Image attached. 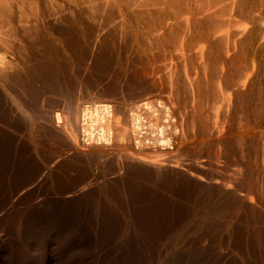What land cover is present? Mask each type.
Wrapping results in <instances>:
<instances>
[{
  "label": "rangeland",
  "instance_id": "rangeland-1",
  "mask_svg": "<svg viewBox=\"0 0 264 264\" xmlns=\"http://www.w3.org/2000/svg\"><path fill=\"white\" fill-rule=\"evenodd\" d=\"M6 1L7 0H0V3L3 2L2 5H0L3 8H0L4 9V11L7 10L8 8L5 9V7L6 5L8 7V3L10 2L9 6L11 5V3L13 4L11 5V7L13 6L14 8H12L14 10L13 13L15 12V10L16 12L15 17L14 14L12 15V12H7L9 13V15L6 12H3L5 13V15H8V18L7 16H5V20L6 18L10 19L13 16L12 19L14 20V24L15 22H17L16 18L20 17L21 14L25 13L29 20L32 19V23L30 24L35 27H38L39 31H41L42 35L46 38V40H51L52 36L55 35L57 37L60 36L59 33L56 34L51 32V27L53 26V23L54 25H56L55 27L53 26L54 28L58 27L56 29L67 30V34L64 35L66 43L69 44V41L71 44H73V42H77L79 44L82 43V48H80L79 51H75L73 49L72 53V49L69 50L67 47H64L63 45L61 46L63 50L62 55L64 56L63 62L65 66H67L66 70L63 71L64 75H66V79L71 80L72 82H74V84L81 83L83 85L82 86L81 84H79L78 86H76V89L74 91L76 93V96H81L79 100L80 105L84 101L83 98H85V96H88V94L91 95L90 101L94 105L96 101L95 95L102 94L104 90L102 88H104L106 84L110 82L115 81L114 83L116 85H120L121 87L126 88V86L128 85L127 83H129V81H132L134 84H139L143 82L144 78H149L152 75H157L156 78H154L153 76L152 77L154 80V91L157 89L159 93H157L158 99L164 97L165 100L168 98L173 99L172 97H176L179 92L178 95H180V97L178 96V101L174 100V102L173 100H170L173 101L172 103L175 104L174 107L176 108L177 112L181 111L180 113L181 115L184 114V117L187 114L185 118L182 116L184 121V123H182V126L184 127L185 124L186 130H189V128H191L189 131H186V133H188L187 135L189 136V138H187L186 135V139L184 141V143H186V146L184 145L185 152H188L189 149L191 150V148H193L195 156L199 157L201 155V159H206V157L209 158V153H212L214 151L215 153H217V162H220L222 166L224 165V162L226 164V162H228L229 160H231V164L235 166V160L237 159H239L241 162H244V164L247 163L248 165H246L247 169L244 168L241 174L245 176L244 185H246L244 186V196L241 197V201L243 202L241 209L239 211L234 212L231 209V212L229 211V213L227 214L228 217L226 216L223 218L224 221L217 219V221L214 222L217 224V226L215 224V227L211 229L210 234L204 237L200 236L202 232L200 226V219L198 218V216H194L192 214L188 215L186 218L178 217L177 223L168 221L167 219L166 222L159 221L158 224L149 222L147 226L148 229H146L145 231L139 230L134 228V225L135 223H137L138 220L141 221L142 217L140 216V213L136 210L141 209V207L149 206V200L145 199V202H142L141 206L137 207L133 203L125 201L127 200V196H125L127 194L124 195L123 193V191H126L125 189L120 190V196L122 198L124 197L125 200H118L114 196V194L116 193L110 195L109 190L101 188V177H118L120 176L119 171L113 169V167L112 169H110L111 167L108 168L103 162H96L93 164L88 159L84 158L86 156H82L85 160V163H83V171L91 177V182L89 184H85L79 179L80 177H78L77 173L80 172V170L76 169L75 166H71V164H69L67 167L63 166L62 163V161L71 160L73 155L81 156L82 154H85L90 160L96 159L97 161H102L98 158L101 159L102 157H104L106 164H108V160H110V158H120L124 160L130 159L133 155L132 150L130 148H122V150L116 149L114 143L115 140H113L114 137L112 136H110V138L107 137L108 144L111 145H106L104 148L101 146L91 147V144L90 147H88V144L81 143V149H79L80 146L76 144V137L63 133L60 128L55 125H52L44 119L36 118L30 111L26 109H20L18 106H16V102L12 100L11 97L8 95L9 97H5L2 104L0 105V118L4 120L0 121V126H2L6 130V135H4V137L0 139V193L6 205V208L2 209L4 214L0 220V264H115L118 260L121 259V257H123L125 254H127V252H129L130 241L133 240V238L136 237V235L138 234H145V244L147 243L146 256L148 260H146L145 257V259L142 260L141 264H264V232H262V229L264 227V218H262V220L259 219V217H256L255 215L256 211L264 212V118H255L254 115L250 113L249 107L246 106L247 101L245 98L246 94H248V97L251 96L253 99H255L260 90H263L264 92V0H228L231 3H229L227 0H223L224 3L221 2V4L219 1V4L221 6H223L222 4H224V6L227 7H225V9L223 8L225 11L221 10L222 7L214 8L215 10H213L209 5L211 3H208V1L202 5L211 8V10H213L211 12L217 11L216 9L221 10V12L218 10V12L221 13L220 16L218 15V12H216V14L213 13L211 16L213 19L212 22L214 24V27L217 25L215 27V30H218L219 35L217 34L218 36L216 35L215 39L217 41V44L219 45V48L215 49L214 45L212 47L207 45L208 51L207 57L205 59L206 63L209 66L211 65V67L204 69L205 72L203 71L204 66L201 65V59L196 56L197 52H195L198 50V46H201L203 44H201V36L199 34L202 32H206L207 28H204V26L202 28L200 27V31L202 32L195 34L193 37H191L192 39H190L189 37L185 38V46L193 47L192 49L190 48L192 51L187 52L182 57L183 52L180 49V53L182 54L179 53L178 49L180 47L177 48L172 40V45L169 44L170 46H166L167 50L164 46V48L162 47L163 49H161V45L158 44H153L152 47L151 43L149 45L144 43L143 47L142 44L139 45L137 42L132 43L135 38L134 37L132 39L133 36L131 34L132 26L135 22V17L133 15H135L136 5L134 2L128 3L126 0H23L24 3L22 4L21 0H14L15 2L8 0V3H6ZM191 1L187 0V3H191L190 6L194 5L192 7L198 8V6L202 4L203 0H194L193 3ZM198 1H200L201 4H199L200 2ZM217 1L214 0L212 5L216 4ZM209 2L212 1L209 0ZM14 3L16 4V6H14ZM96 3L101 6L99 7ZM130 3L132 6L130 5ZM19 4L21 5L20 8L22 7V11L24 12L20 11L21 9L17 8ZM219 4L217 3L214 6L216 7ZM93 5L94 7H92ZM90 7H92V9ZM16 8L19 9L20 12ZM89 8L91 10H88ZM12 9L10 11H12ZM226 9H228L229 12ZM112 10L114 12H112ZM93 11L94 13L98 14V16H95L96 14L94 15ZM98 11L100 12L98 13ZM3 13L1 11L0 15ZM128 13H130V16ZM114 14L116 15L114 16ZM117 15L120 17H118ZM2 16H4V14ZM22 16L21 17L23 21L20 17L21 22H18L19 24L24 23V15ZM1 19L3 20V17H1ZM1 19L0 21H2ZM121 19L122 21H124L122 22ZM5 20H3L2 23L0 22V25L2 24L3 26L5 24L4 22L7 21ZM142 20L143 19H141V21ZM9 21H11V19ZM106 21H108L110 24H108V22L106 23ZM111 21L113 24L111 23ZM10 23H12V21ZM10 23L9 25L11 26V31L15 26L16 29H14H18L16 32L13 30V34H17L19 40L16 37H13V42H7V40L9 41L13 36L12 34L11 37L9 36L10 39H7L8 34L11 35V31H9L10 28L7 21L6 26H8L7 28L9 29L8 31L10 33L7 31V28H3L5 27L4 25L3 27H1L4 30L0 29V35L6 30L3 39H7V44L10 43L14 45L9 44L11 46L10 47L9 45L4 44L6 42H2L3 39L1 37L3 36L0 37V42L3 44H0V68L5 70V66H7L8 63L10 64V71L8 70V68L5 70V73H3L4 71L1 72L0 70V74H6L9 71L10 73H8L11 75V72L15 71L11 75L12 77H9V79L11 80H8L12 81L10 82V84L12 85L14 83L13 77L14 73H16L17 71L16 69H18L19 71L17 73H20V71L22 73V71L24 70V45L22 44H25L26 41L22 42L20 40V37L22 35L21 39L24 41L23 24L19 27L18 23H15L14 25ZM87 23L89 24L87 25ZM209 24L211 25L210 22ZM219 24L220 27H222L221 29H218ZM113 25L114 27H116L115 29ZM128 25H130V27ZM141 26L143 29L145 28L144 22H142ZM123 27L126 31H123ZM72 29L73 31H71ZM19 30H23L22 33L18 34L20 32ZM76 30L83 31L80 33V31L77 32ZM223 30L226 32V35L224 34L225 32ZM219 31H221L223 35H221ZM76 34L79 36V38ZM82 36L86 37L83 38ZM15 39H17L19 43ZM127 39L128 42H126ZM82 40L83 42H81ZM86 41L88 42V44H86ZM229 42H232L231 45ZM19 44L22 47L17 46ZM89 44L90 46H88ZM126 44H132L130 46L132 47V49ZM148 46L150 48H148ZM9 47L13 51H16L17 48L19 50L20 48L19 52H17L19 54L21 53L22 55L18 56L17 58V56L13 55ZM119 47L121 49H118ZM137 47L140 50H136L135 48ZM94 48L97 50L94 51ZM105 48L107 49L105 50ZM126 48L127 50L131 49L130 52L127 51ZM151 48L154 49L152 50ZM157 48L159 49V51L157 50ZM122 49L123 51H127V53L129 52V55L126 52H124V54H122L123 52H119ZM133 49L134 52L136 51V53L138 51L137 55H135L136 53H133ZM150 49L151 51H155V53L152 52L151 54ZM87 51L89 54H91L89 55ZM101 51L105 53L103 54ZM17 52H15L14 54H16ZM78 52L80 54V57H76L79 56ZM92 52L95 54V56H100L96 58L93 55V57ZM85 53H87V55H85ZM100 53H102L103 56ZM73 54H75L74 56L76 58L73 56ZM153 54L155 57H157L156 59L153 58ZM81 56L83 57L81 58ZM101 56L105 58V62L104 60H99L102 59ZM133 56H139L140 59L136 57L133 58ZM144 56L147 58H144ZM106 57H108L109 59H107ZM80 58L83 59L84 62H82ZM149 58L150 60L153 59V61H150ZM20 59H22V61ZM97 59L100 62L103 61L104 63L102 62L101 64L99 61H97ZM106 59L110 61L108 62ZM122 60H125L126 63H124ZM183 60L187 62L184 64ZM193 60L195 62H192ZM146 61V64L141 63ZM162 61L163 65H170L169 67L165 68L168 71L170 68L172 69L175 67L173 70L175 72L174 76L177 75L176 77H170L168 71H166L161 65ZM172 61L174 64L172 63ZM204 61H202V64L204 63ZM91 62L92 65H89V63ZM18 63L20 66L22 65V67H20ZM148 63H151L150 66H147ZM158 63H160L161 67ZM9 64L7 67H9ZM84 64L86 69L84 68ZM11 65L16 69L11 68ZM106 65L109 66L112 72H103L105 75L103 73L101 75V69L105 68ZM114 65L116 66V68L114 67ZM183 65H187L185 67L188 70L185 69ZM1 66L4 67L2 68ZM90 66L92 67L90 68ZM100 66H102L101 69L98 68ZM165 66L166 65H164V67ZM192 66L197 69H201L196 71L195 68ZM111 67H113L115 70ZM141 67L142 69H144L143 67H145L146 70L144 69L145 71H143L142 69H140ZM21 68L23 69L21 70ZM191 68H194L193 71ZM214 69L217 70V79L218 82H220L221 88L217 85L218 82L214 78V73L212 72L214 71ZM85 70L90 73L87 74ZM123 70L125 71L123 72ZM138 70L139 72L142 71V73L140 74ZM152 70H154V72L155 70H157V72H155L156 75L153 73ZM84 71L86 72V74L82 75L81 73H85ZM92 71L95 72V74L91 76ZM162 71L164 74H162ZM146 72L148 73V75ZM197 72H199V75L197 74ZM193 73L194 75H192ZM77 74L80 76H77ZM106 74L111 75L108 76L110 77L108 81L105 78ZM187 74L191 75L189 76L190 78L187 76ZM69 76L71 77V79ZM192 76L194 79L191 78ZM72 77L74 81L72 80ZM90 77H92L93 80L97 77L96 82L94 80L91 83L92 79L85 80V78ZM113 77L114 79L112 80ZM142 77H144L143 80ZM169 77L172 79V82ZM196 77L199 78L195 79ZM121 78H123V81H121ZM160 78H162V80L165 79L163 81V84L162 82H160ZM229 78L230 80H232L233 83H230ZM188 80H190L191 82L192 80L195 81L192 82V85L191 82ZM196 80L201 85V89L198 92V89H196L197 86L196 84H194V82L196 83ZM224 81L229 87H232H226L223 83ZM100 82L103 83L104 86L99 87V85L101 84ZM87 83H89V86ZM167 83L169 84V86H171L170 89L169 86H165L167 85ZM172 84H174L173 86L176 90L174 89L172 91ZM184 84H186V86ZM16 85L17 84H14L13 86L16 87ZM92 86L94 87L93 89ZM189 86L191 87L190 91L192 90V93L189 91ZM18 87L19 86L17 85L16 88ZM217 87L220 88V90L223 92V95L227 98L228 107L236 111V117L234 116V118L231 119V122L226 121V124L222 123L223 120L220 118L219 122L215 114L213 112L211 113V110H213L214 106L212 105L214 104L213 102H215L216 106V94L218 93ZM90 88L92 90H90ZM97 88H99L100 91L96 90ZM161 88H163L164 90H162ZM179 88L181 90H179ZM168 89L172 92L170 93ZM187 90L191 94H189ZM193 90L194 92L196 91V94H193ZM184 91L186 92V96ZM86 92L88 93L87 95ZM93 92L96 94H92ZM205 92H208V95L204 96L206 94ZM197 93L199 94L197 95ZM167 94H171L172 97H170L171 95L168 96ZM192 94L195 97L192 96ZM122 95H124V97L126 98L124 101H127L126 103L128 104V94L126 95L122 93ZM183 96H185L184 99ZM192 97L194 98L192 99ZM207 100H211V103L210 101L207 102ZM192 101L194 103H197V105L196 103L194 104L195 107L193 106ZM177 102H180L179 107H177ZM183 108H186L187 111ZM116 109L121 108L118 106L116 107ZM190 110H192V113L189 112ZM199 111L200 113H198ZM116 112L118 111L116 110ZM4 113H6L5 118H3ZM201 113L203 116L206 117V120L210 119V129H207L205 127H199L201 125H199L198 119ZM191 114L192 117L195 115V118L190 117ZM241 116L242 120H244L243 122L241 120ZM189 117L191 120H189ZM216 119L217 121L215 123ZM193 122L196 125L195 128H192V126H194ZM241 122L244 123V127ZM219 123H222L224 125ZM218 124L220 125V127L232 124L234 128L229 129V126L226 128H222L219 131L223 135L221 136L216 133L215 128L218 126ZM186 126L188 128H186ZM213 126L216 127L213 128ZM220 127H217V129ZM240 127L241 129L238 131ZM195 131L198 133H196ZM189 132L191 134H189ZM210 133L215 135V138L220 140V142L218 140H215V138L213 140L214 136H212ZM230 133L231 136H229ZM108 134L112 135V133L110 132ZM209 134L211 135V138ZM191 135L193 138L191 137ZM204 138H206V140ZM231 139L234 141H232ZM225 140H227V142ZM229 140L234 145H232L231 142L230 145H228ZM204 143L208 145L206 146L204 145ZM213 143L215 145L214 149H216V151L213 149ZM215 143H220V146L218 144L216 145ZM191 144H194V146L192 147ZM231 146L235 149V152L232 149L233 157L231 155V157L228 158L227 153L228 149ZM208 148H211V151ZM195 149L196 151H200L196 152ZM191 151L188 152V154L184 152L180 157H182L183 159H188L189 157H191L189 156V153L193 152ZM200 152L202 153L198 155V153ZM220 153L222 154L221 157L219 155ZM140 155L143 158H146L147 160L150 159L149 155ZM233 158L237 159L233 160ZM113 161L114 160H112V162ZM140 184L152 189L151 195L156 194L161 196L167 202H169L172 207L181 208L185 210V212L191 211V201L185 198L183 195L182 197L179 196L180 193L178 191L172 190L162 185L159 188L155 180H142V183ZM178 187L179 186L177 185L176 188ZM17 197H21L23 201H18ZM74 210H77L76 216L72 215ZM185 212L183 213L185 214ZM252 213L254 216H250L252 215ZM211 216H213V214ZM240 218H242V220L238 221V219ZM106 219L111 220L113 223L115 221L117 225L113 232L114 237H112V239L107 242V245H104L103 251L100 252L99 240L102 229L100 227L102 226L103 221ZM235 224H241V226L243 225L241 229L242 234L243 237H246L247 241H250V250H245L241 246L237 245L235 242H232L233 240H229L230 235H232V237L234 238V236L238 233V230H235ZM39 249L41 250L39 251ZM48 255L52 257L49 258ZM46 258L47 260L49 258L50 262H48L49 260L47 261ZM177 258L180 260H178Z\"/></svg>",
  "mask_w": 264,
  "mask_h": 264
},
{
  "label": "bare ground",
  "instance_id": "bare-ground-1",
  "mask_svg": "<svg viewBox=\"0 0 264 264\" xmlns=\"http://www.w3.org/2000/svg\"><path fill=\"white\" fill-rule=\"evenodd\" d=\"M7 1H6V3H8ZM11 1L15 2L14 0H11ZM22 1L23 0H21V3L23 4L24 1L23 2ZM126 1L128 3L134 2L136 5L135 6L136 10L134 9L135 15H133L135 17V22L132 26V33H131L133 36L132 39L134 37L135 38H134L132 43L137 42L139 45L140 44L143 45L144 43L149 45L151 43L152 47H153V44H158V45H161L160 46L161 49H163L164 47L166 49V46L167 45L170 46L169 44H171V40H172L177 48L180 47L178 50L180 53V49H181L183 54L182 53H180V54H182V57H183L184 54L192 51L191 49L193 47V46H188V47L185 46V44H184L185 38L189 37L190 39H192L191 37H193L195 34L202 32V31H200V27L202 28L204 26V28L206 27L208 30L206 29V32H202L199 34L201 36V44L202 43L203 44L202 45L200 44L201 46H198V50L195 52H197L196 56L199 59H201V65L205 67V68L203 67V71H204V69L211 67V65L209 66L206 63L205 58L207 57L208 46L212 47L214 45L215 49L219 48V45L217 44V41L215 39L216 35L218 34V30L216 29L217 32L215 30V27L217 25L214 27V24L212 22L213 19L211 17L212 14L213 13L216 14V12H218L219 9H216L217 11H214V12H211V11L215 10L214 8H218V7H222L221 10H224L226 6H224V4H222L224 7L220 5L221 2H223V0H218V1L215 0V1H217L218 4L220 1V4H219L220 6L218 5L216 7L214 5H216L217 3L212 5L214 0H210L212 2H209V0H205V1L203 0L202 4H201V2H200L201 0H200L198 2H200L199 4H201V5H199L198 8L192 7L194 5L190 6L191 3L190 4L187 3V0H126ZM193 1H191V2L193 3ZM207 1H208V3H211L209 5L211 6V8L213 10H211V8H209L208 6H206V7H205V5L202 6ZM16 2H18V1H16ZM228 2L231 3L230 1H228ZM2 3L3 2H1L0 5H2ZM9 4H10V2L8 3V7H7V5L5 7V9L8 8L7 10L4 11V9H2L3 8L2 6H0V7H2V8H0V10L2 11V13L3 12H6V13L12 12V15L14 14V17H15L16 10L13 13L14 8H13V6L11 7V5H13V4L11 3L10 6H9ZM114 4H115V2H114ZM225 4H226V2H225ZM234 4H236V3H234ZM4 5H5V2H4ZM90 5H91V3H90ZM130 5H131V3H130ZM206 5H208V4H206ZM238 5H240V4H238ZM14 6H16L15 3H14ZM20 6L21 5L19 4V6L17 8L21 9L20 11H22L23 9H22V7L20 8ZM103 6H104V4H103ZM92 7H94V5ZM92 7H90V8L92 9ZM133 7H134V5H133ZM133 7H132V9H133ZM228 7H230V6H228ZM90 8L88 10H91ZM103 8H105V7H103ZM11 9H12V11H10ZM19 9H17V10L19 11ZM113 9H114V7H113ZM231 9H233V8H231ZM221 10H219V11L221 12ZM226 10H228V9H226ZM100 11H102V10H100ZM100 11H98V13ZM22 12H24V11H22ZM112 12H114V11L112 10ZM220 12H218L219 16L221 15ZM228 12H229V10H228ZM9 13H7V14L9 15ZM93 13H94V11H93ZM3 14H4V16H2ZM3 14L0 15V19H1V17H3V20H5V16H7V18H8V15H5V13H3ZM95 14L96 13H94V15ZM128 14L130 16V13H128ZM22 15H24V18H23L24 23L19 24L18 22H21L20 17ZM115 15L116 14H114V16ZM21 16L16 18L17 22H15V23H18L19 27L22 26V24H23V28H24L23 29L24 30V32H23L24 33V41L21 39L22 35L20 37V40L22 42L26 41L25 44L20 43V44L24 45V47H23L24 52L22 51L24 53L23 54L24 57L21 56L24 58V60H23L24 61V70H23L24 72L22 71V73H21V71H20V73H17V72H19L18 69L12 67V65H11V68H14L17 70L16 71L17 74L14 73V77H13L14 83L11 85L10 82H12V81H8V80H11V79H9V77L13 74V72H15V71H13L14 69L11 70L13 72H11L12 74L10 75L9 74L10 73L9 72L10 71V64L9 63H8L9 67H7L8 64H7V66H5L6 69L8 68V70H9L8 71L9 73L7 72L8 74L7 73L3 74V73H5L6 69L4 68L5 70H3L0 68L1 72L4 71L3 73L0 74V105L2 104L5 97L8 98L10 96L11 99L16 102V106H18L20 109H26V110L30 111L36 118L44 119L47 122L51 123L52 125H55L58 128H60L63 131V133L76 137L77 138L76 144L80 146L79 149H81V143L88 144V147H90V144H91V147H100L101 146L104 148L106 145H111V144H108L107 137L110 138V136H112V137H114L113 140H115L114 143H115L116 149L122 150V148L123 149L124 148H130L133 152L132 153L133 155L130 159L124 160V159H120V158H110V160H108V162H109L108 164H106L104 157H102L101 159L98 158L99 160H102V161H97L96 159L90 160L87 157V155H85V154H82L81 156L80 155H73L71 160L62 161L63 166L67 167L69 164H71V166H75L76 169L80 170V172L77 173L78 177H80L79 179L85 184H89L91 182L90 181L91 177L83 171V163H85V160L83 159L84 156H86V157H84L85 159H88L93 164L96 162H98V163L103 162L105 164V166H107L108 168L111 167L110 169H112V167H113V169L119 171L120 176H118V177H114V178L101 177V179H102L101 180V185H102L101 188L109 190L110 195L113 193H116V194H114V196L118 200H125L124 197L122 198L120 196V190L125 189L126 190L125 192H127V193H125L123 191L124 195L127 194V195H125V196H127V198H126L127 200H125V201L133 203L137 207L141 206L142 202H145L144 201L145 199L149 200V203H150L149 206L141 207V209L136 210L140 213V216L142 217V220L141 221L138 220L137 223H135V225H134V228L139 229V230L145 231L146 229H148L147 226H148L149 222L154 223V224H158L159 221L166 222V219H167L168 221H172L174 223H177L178 217H181V218L185 217L186 218L188 215L192 214L194 216H198V218L200 219V226L202 229L200 236L204 237V236L210 234L211 229L215 227L216 223H214V222H216L217 219L224 221L223 218L227 216V214L229 213V211L231 209L233 212L239 211L241 209L242 203H243L241 201V197L244 196V191H245L244 186H246V185H244L245 184V182H244L245 176H243L241 174H242L243 169L246 168V165H248V164L247 163L244 164V162H241L239 159L233 158V160L237 159V160H235L236 161L235 166L231 164V160L226 162V164L224 162L223 163L224 165L222 166V164L220 162H217L218 161L216 158L217 153H215L214 151L213 152L215 154L213 152L212 153L210 152L211 154L209 153V155H208L209 158L206 157V159L205 158L201 159L202 156L200 155L201 156V157L199 156L200 158L195 156L193 148H191V147H189V148H191V150L193 152L188 148L189 149L188 152L191 151L193 153V154L189 153V156H191V157H189L188 159H183L182 157H180L185 152L184 145L186 143H184V141L186 139L185 138L186 135L188 134V133H186V131H189L191 128H189V130L188 129L186 130L185 124H184V127L182 126L183 125L182 123H184V121H183V117H184L183 115L184 114L181 115V113H180L181 111L177 112L176 108L174 107L175 104L172 103L174 100H177V101L179 100L178 99V96L180 97V95H178L179 92H178L176 97L175 96L172 97L171 94H170L171 96L169 94H167L168 96L173 98V99L170 98L173 101H171L169 98L165 100L164 99L165 97L159 98V99L157 98L159 93H158L157 89L154 91V80H153V77L156 78V76H157L155 73V72H157V70H155V72H154V70H152L156 76L152 75L153 77L151 76L149 78L147 76H146L147 78L142 77V80H143V78H144V80H143V82H141L139 84H134L132 81L131 82L129 81V83H127L128 85L126 86V88L121 87L120 85H116L114 83L115 81L106 84V86L104 88H102V89H104L102 94L97 95L94 92L92 93V94H96L95 95L96 101H95L94 105L90 101L91 95H89L86 92V95L88 94V96H85V98H83L84 101L80 105L79 100H80L81 96H79V95L76 96V93L74 91L76 89V86H78L81 83L78 82L79 84H77V83L74 84V82H72L71 80L66 79V77H65L66 75H64L63 71L66 70L67 66H65V64L63 62L64 56L62 55L63 50H62L61 46L63 45L64 47H67L69 50L72 49L71 50V53H72L73 49L75 51H79V49L82 48V46H83L82 43L79 44L77 42H73V44H71L68 39L67 40L69 41V44L66 43V41L64 39V35L67 34V30L56 29L58 27L54 28L56 25H54L53 23H52V25L54 27L53 26L51 27V29H52L51 32L56 33V34L59 33L60 36L57 37L55 35V36H52L51 40H46V38L42 35L41 31H39V28L30 24V23H32V19L29 20L28 17L25 15V13L21 14ZM95 16H98V14H96ZM22 17H21V20H22ZM118 17H120V16H118ZM7 18H6V20L8 21V25L11 21H12V23H10V24H13V22H14V20L12 19L13 16H12V18L9 17L11 19V21H9L10 19H7ZM131 18H132V16H131ZM18 19H19V21H18ZM141 19H143L144 21L143 20L141 21ZM117 20H118V18H117ZM216 20H218V19H216ZM221 20H219V21H221ZM2 21H0V22L2 23ZM80 21H81V19H80ZM121 21H122V19H121ZM6 22H4L5 24L3 23L5 25V27H3L4 25L2 26V24L0 25V29H2L1 27H3L4 29H6L8 27V26H6ZM107 22L108 21H106V23ZM142 22H144V24H145V28H144L145 30L141 26ZM209 22L211 23L212 26L209 24ZM111 23H112V21H111ZM88 24L89 23H87V25ZM108 24H110V23L108 22ZM128 26L130 27V25H128ZM218 26L220 27V24ZM113 27H114V25H113ZM219 27H218V29L222 28V27H220V28ZM9 28H10V30L7 28V31L8 30L11 31L10 25H9ZM14 28L16 29V26L13 27L11 33L8 31L11 35L8 34L7 39H10V37L13 34V30L15 32L18 30V29L15 30ZM115 28L116 27H114V29ZM117 28H119V27H117ZM209 28H212V29H209ZM4 29H2V30H4ZM66 29H69V28H66ZM126 29H127V27H126ZM95 30H96V27H95ZM19 31H18L19 33L17 32L18 34L22 33L21 30H19ZM71 31H73V29ZM78 31H80V30H78ZM82 31L83 30H81L80 33ZM123 31H126L125 28ZM5 32H6V30L4 31V33ZM219 32L221 33V31H219ZM4 33L2 32L0 35V37L3 36V37H1L2 39L4 38V35H5ZM7 33H6V35H7ZM14 34L9 41L5 38L2 40V42L4 43V42H6V40H7V42H10V41H12L13 37L14 38L16 37L19 40L18 35L15 34V36H14ZM224 34L226 35V32ZM221 35H223V34L221 33ZM88 36H89V34H88ZM85 37H83V38H85ZM78 38H79V36H78ZM17 39H15V40H17ZM115 39H117V38H115ZM224 39H226V38H224ZM18 40H17V42H18ZM83 40L81 42H83ZM231 41H232V39H231ZM7 42L4 44H7ZM126 42H128V39ZM229 43L231 45L232 42H229ZM0 44H2V43L0 42ZM9 44H7V45H9ZM15 44H17V43H15ZM20 44L17 46H20ZM86 44H88L87 41H86ZM7 45H6V47H7ZM10 45H14V44H10ZM131 45H127V46L130 47ZM88 46H90V44ZM20 47H22V46H20ZM84 47H86V46H84ZM143 47H144V45H143ZM121 48H122V46H121ZM121 48L119 47L118 49H121ZM130 48L132 49V47H130ZM148 48H150V47L148 46ZM158 48H157V50L159 51ZM106 49L107 48H105V50ZM135 49L140 50L138 47ZM151 49H150V51H151ZM10 50L12 51L13 55L17 56V58H18V56L22 55L21 53L20 54L18 53L20 48H19V50L17 48L16 51H13L11 48H10ZM96 50L97 49H95L94 51H96ZM126 50H127V48H126ZM130 50H127V51L130 52ZM88 51H87V53H88ZM90 51H92V50H90ZM127 51H123V49H122L119 52H123L122 54H124V52L127 53ZM147 51H149V50H147ZM15 52H17L16 53L17 55L14 54ZM115 52H116V49H115ZM152 52L155 53V51H151V54H152ZM82 53H83V51H82ZM87 53H85V55H87ZM102 53L104 54L105 52H102ZM102 53H100V54H102ZM126 53H125V55H126ZM133 53L134 54L136 53V51L134 52V49H133ZM137 53H138V51H137ZM137 53L135 55H137ZM156 53H157V51H156ZM103 54H102V56H103ZM74 55L75 54H73V56ZM78 55L79 56H76V57H80L79 52H78ZM93 55L95 56L94 53L92 54V56ZM98 56H100V55H98ZM98 56H95V57L98 58ZM102 56H101L102 59H99V60L105 59ZM152 56H154V54ZM82 57L83 56H81V58ZM108 57H106V58L109 59ZM135 57L139 58V56H133V58H135ZM173 57H174V55H173ZM175 57H176V55H175ZM144 58H147V57L144 56ZM144 58H142V59H144ZM153 58L156 59L157 57L154 56ZM184 59H186V58H184ZM20 60L22 61V59H20ZM81 60H82V62H84L83 59H81ZM99 60L97 59V61H99ZM125 60L124 61L122 60V61L124 63H126ZM149 60H150V58H149ZM150 61H153V59ZM177 61H179V60H177ZM177 61H176V64H177ZM202 61H204V63H203L204 65L202 64ZM7 62H9V61H7ZM92 62L89 63V65L90 64L92 65ZM102 62L103 61H101L100 63L102 64ZM104 62H105V60H104ZM186 62L184 61V64ZM192 62H195V61L193 60ZM141 63L146 64L147 61L141 62ZM153 63H155V62H153ZM172 63H173V61H172ZM150 64L148 63L147 66H150ZM158 64L160 65V63H158ZM18 65H19V63H18ZM115 65H114V67L116 68ZM161 65L163 66L164 69L166 67L170 66V65L168 66L167 64H164V65H166L164 67L163 61H162ZM161 65H160V67H161ZM87 66H88V64H87ZM185 66H187V65H185ZM194 66H192V67H194ZM20 67H22V65ZM91 67L92 66H90V68ZM95 67H97V66H95ZM101 67L102 66H100L98 68L101 69ZM84 68H85V64H84ZM111 68L114 69L113 67H111ZM143 68L145 69V67H143ZM174 68H172V69L170 68L169 71L167 69H165L166 71H168L170 77L175 75V72L173 70ZM22 69L23 68H21V70ZM93 69H91V70H93ZM140 69H142V67ZM144 69H142V70L145 71L146 69L145 70ZM185 69H187V68L185 67ZM185 69H184V71H185ZM193 69H192V71H193ZM199 69H201V68H199ZM199 69L195 68L196 71H198ZM96 70H97V68H96ZM101 70H102L100 72L101 75L103 72L104 73H109V71L112 72V70H110L109 66H107V65L105 68H102ZM124 71L125 70H123V72ZM86 72L81 73V74L84 75V74H86ZM97 72H98V70H97ZM123 72H122V75H123ZM138 72H139V70H138ZM212 72L214 73V78L218 82L217 70L214 69V71H212ZM88 73H90V72H87V74ZM139 73L141 74L142 71H140ZM189 73H190V71H189ZM198 73L199 72H197V74ZM78 74H80V73H78ZM78 74H77V76H80ZM93 74H95V72L92 71L91 76ZM98 74H99V72H98ZM162 74H164L163 71H162ZM147 75H148V73H147ZM192 75H194V73ZM89 76H90V74H89ZM106 76H105V78L108 81L110 78L108 76H111V75L106 74ZM176 76H174V77H176ZM187 76L189 77L191 75L187 74ZM86 77H88V76H86ZM125 77H126V75H125ZM170 77H169V79H171ZM183 77H182V79H183ZM96 78L94 79L95 82H96ZM191 78H193V76ZM197 78H199V77H196L195 79H197ZM70 79H71V77H70ZM86 79L91 80L92 77L85 78V80ZM113 79H114V77L112 78V80ZM122 79L123 78H121V81H123ZM160 79L162 80V78H160ZM174 79H176V78H174ZM72 80H73V77H72ZM94 80L92 79L91 83ZM161 80H160V82H162V84H163V81L165 79L162 81ZM186 80H187V78H186ZM97 81H98V79H97ZM125 81H127V80H125ZM188 81H190V80H188ZM188 81H186V82H188ZM193 81H195V80H192V82ZM229 81H230V83L232 82V80H230V78H229ZM171 82H172V79H171ZM178 82H179V79H178ZM192 82H191V84L193 85ZM89 83H87L88 86H89ZM98 83H99V81H98ZM180 83H181V81H180ZM223 83L228 88L232 87V86L229 87L225 81ZM14 84H17L20 88L19 87L16 88L17 85H16V87H14L13 86ZM101 84L99 85V87L104 86L103 83H101ZM186 84H184V85L186 86ZM194 84H196V86H197L196 89H198L197 90V92H198L201 89V85L197 80H196V83L194 82ZM173 85L174 84H172V88H171L172 91L175 89V87ZM192 85H191V87H192ZM217 85L221 88L220 82H218ZM93 86H92V89L95 87V86L94 87ZM165 86H169V84L167 83V85H165ZM170 87L171 86H169V89H170ZM191 87L189 88V91H190ZM220 88H218V91H217L218 93L216 94L217 95L216 106H215V102H213L214 104H212V105H214V106H213V110H211V113L213 112L215 114V116L218 118L219 122H220V119H222L223 120L222 123L226 124V121L231 122L232 121L231 119H233L234 116L236 117V111L234 109L228 107L227 98L223 95V92L220 90ZM92 89L90 88V90H92ZM161 89L164 90L163 88H161ZM169 89H168V91H169ZM214 89H215V87H214ZM96 90H99V88H97ZM123 90L126 92H124ZM179 90H181V89L179 88ZM209 90H208V92H209ZM172 91L170 90L169 92L171 93ZM189 91H188V93H189ZM215 91H216V89H215ZM195 92L193 90V94ZM122 93L126 94V95L128 94V97H129L128 98V104L126 103L127 101L126 102L124 101L126 98L124 97V95H122ZM191 93H189V94H191ZM207 93L205 95L204 94L203 95L206 96V95H208ZM193 94H192V96H194ZM198 94L199 93H197V95ZM263 94H264L263 90H260L258 95L256 94L257 97H255V99H253L251 96L248 97L249 96L248 94H246V97H245L246 101H247L246 106L249 107L250 113H252L255 118H259V119L264 118L263 117V115H264V95ZM163 96H164V94H163ZM185 96H186V92H185ZM185 96H183V99L185 98ZM190 97H191V95H190ZM194 97H192V99ZM199 97H200V95H199ZM199 97H198V99H199ZM207 99H209V98H207ZM203 101H205V100H203ZM209 101L211 103V100H209ZM209 101L207 100V102H209ZM129 102H131V103H129ZM177 103H178L177 107H179L180 102H177ZM195 103L193 102V106ZM189 104H191V103H189ZM196 105H197V103H196ZM118 106L121 109H116V107H118ZM181 106H183V105H181ZM183 107H185V106H183ZM186 108L185 109L183 108V109L186 110ZM203 109H204V107H203ZM116 110L118 112H116ZM192 110H190L189 112H191ZM177 113H179V114H177ZM198 113H200V111ZM202 113H201V115H199V119H198L199 125H201L199 127L200 128L205 127L207 129H210V124H211L209 121L210 119L206 120V117L203 116ZM117 115H119V116H117ZM186 115H185V117H186ZM5 116H6V113L3 114V118H5ZM190 117H192V114L190 115ZM190 117H189V120H191ZM196 117H198V116H196ZM192 118H195V115ZM241 120H242V116H241ZM0 121H4V120L0 118ZM216 121H217V119L215 120V123H216ZM243 121L244 120H242V122ZM242 122H241V124L243 125L244 123H242ZM193 123H191V124H193ZM222 123H219V124H222ZM238 123H239V121H238ZM219 124L217 127H220ZM224 124H222V125H224ZM193 125L194 126H192V128H195L196 127L195 123ZM213 125H215V124H213ZM228 126H229V129L234 128V126L232 124H229ZM228 126H223V127L218 128V129L216 126H215L216 128L213 126V128L216 129L217 134L223 136L222 133L219 131L222 128H226ZM243 127H244V125H243ZM186 128H188V127L186 126ZM240 129H241V127L238 129V131ZM5 132H6V130L2 126H0V139L3 138L4 135H6ZM109 132L112 133V135H109L108 134ZM196 133H198V132H196ZM189 134H191V133L189 132ZM211 135L214 136L213 137V140H214L215 135H213V134H211ZM211 135H210V138H211ZM229 136H231V133ZM191 137H192V135H191ZM217 137H218V135H217ZM187 138H189L188 135H187ZM192 138H191V140H192ZM204 139L206 140V138H204ZM232 139H235V138H232ZM191 140H188V141H191ZM202 140H203V138H202ZM208 140H209V137H208ZM215 140H218V139L215 138ZM218 141L220 142V140H218ZM225 141L227 142V140H225ZM232 141H234V140H232ZM211 142H212V140H211ZM230 142L231 141L229 140L228 145H230ZM200 144H202V143H200ZM204 145L207 146L208 144L204 143ZM212 145H214V143ZM218 145L220 146V143ZM232 145H234V144L232 143ZM193 146H194V144L192 145V147ZM214 148H215V145H214L213 149ZM230 148L228 149V153L226 152L228 155L227 156L228 158L231 157V155H232V149L235 152V149L232 146ZM209 150H207V151H209ZM214 150L216 151V149H214ZM195 151H196V149H195ZM199 151L197 150L196 152H199ZM188 152L186 151L185 153L188 154ZM201 153L202 152L198 153V155ZM140 154L149 155L150 159L147 160L146 158H143ZM219 155L221 157L222 154L220 153ZM236 155H237V153H236ZM185 157H186V155H185ZM232 157H233V155H232ZM112 160H114V161L112 162ZM219 160H220V158H219ZM231 166H234V167H231ZM101 173H103V172H101ZM142 180H155L156 184L159 188L162 185L164 187L178 191L180 193L179 196L182 197V195H183L185 198H187L191 201V211L185 212V210H183L181 208H174V207H172V205L169 202H167L161 196L156 195V194L151 195L152 189H150L147 186L141 185L140 183H142ZM177 185L179 186L178 188H176ZM0 190H1V186H0ZM17 200L23 201L21 197H17ZM5 208H6L5 201L2 199V195L0 193V220L4 214L2 209H5ZM249 208H251V207H249ZM183 212H185V214ZM76 214H77V210H74L72 215L76 216ZM212 214H213V216H211ZM255 215H256V217H259V219L264 218V212L256 211ZM250 216H254L253 213ZM240 220H242V218L238 219V221H240ZM218 222H221V221H218ZM230 222H232V221H230ZM219 224H221V223H219ZM116 225L117 224L115 221L113 223L109 219H106L103 221L102 226L100 227V228H102L101 234H100V240H99L100 252L103 251L104 245H107L108 244L107 242L109 240H111L112 237H114L113 232L116 228ZM216 226H217V224H216ZM242 226H241V224L236 225L235 230H238V233L235 235L236 237L234 236V238L232 237V235H230L229 240H231V241L233 240L232 242H235L237 245L241 246L245 250H250L251 249V247H249V246H251L250 241L249 240L247 241L246 237H243L242 230H241ZM222 227H224V226H222ZM262 232H264V227L262 229ZM137 236H139V237H137ZM145 238H146L145 234L144 235L143 234L136 235V237H134L133 240L130 241L129 252H127V254H125L123 257H121V259L118 260L115 264H141L142 260H144L145 257H146V260H148L147 256H146L147 255V248H146L147 243L145 244V242H146ZM40 250L41 249H39V251ZM48 256H49V258L52 257L50 255H48ZM178 256H180V255H178ZM49 258H48V260H49ZM46 260H47V258H46ZM178 260H180V259H178ZM48 262H50V260Z\"/></svg>",
  "mask_w": 264,
  "mask_h": 264
}]
</instances>
